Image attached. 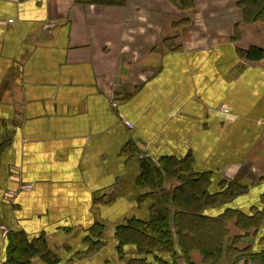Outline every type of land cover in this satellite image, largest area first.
Listing matches in <instances>:
<instances>
[{
    "label": "crops",
    "instance_id": "crops-1",
    "mask_svg": "<svg viewBox=\"0 0 264 264\" xmlns=\"http://www.w3.org/2000/svg\"><path fill=\"white\" fill-rule=\"evenodd\" d=\"M213 1L0 0V264L13 235L45 241L51 256L31 264L138 258L132 245L118 249L115 230L150 219L143 161L167 193L178 186L165 158L209 174V194L246 186L204 215L261 212L250 237L253 253L264 249V59L240 55L264 50V29L242 27L234 40L241 14ZM227 229L234 235L233 221Z\"/></svg>",
    "mask_w": 264,
    "mask_h": 264
},
{
    "label": "trees",
    "instance_id": "trees-1",
    "mask_svg": "<svg viewBox=\"0 0 264 264\" xmlns=\"http://www.w3.org/2000/svg\"><path fill=\"white\" fill-rule=\"evenodd\" d=\"M172 2L181 9L194 7L192 0ZM103 4L121 5L119 2ZM236 6L241 12L243 23H264V0H239ZM240 55L249 61H260L264 59V50L250 47L240 50ZM160 167L166 177L174 180L178 186L170 195L162 189V182L156 179L160 176L159 171L148 162H142L139 181L153 188L150 193L152 197L150 219L147 222L131 220L115 230L118 249L132 245L139 255L127 264H179V258L186 264H193L190 257L192 252L199 253L202 264H220L225 256L236 252L234 244L248 238L251 232L256 235L260 230L263 217L261 212L256 210L249 216L231 209L225 210L217 218L204 215L205 209L229 202L243 193L247 189L246 186L226 182L222 186V192L209 194L210 175L194 173L188 158L183 161L165 158L161 161ZM259 182L264 184V175ZM261 203L264 206V192ZM229 221H234V227L241 232L244 231V234L236 235L230 240V245L226 246ZM93 228L92 235L97 234L98 229L101 230L98 225ZM101 236V232L97 234V240L92 243L93 248L98 249L102 244ZM11 238L7 247L6 264H31V259L36 256L47 259L51 256L42 239L28 242L22 236L13 235ZM261 240L264 241V237ZM242 251V254L245 252L248 254L236 260L242 258L264 260V249L259 253H253L251 247H244ZM155 253L169 256L170 261L154 256ZM149 256L154 257V262L147 261Z\"/></svg>",
    "mask_w": 264,
    "mask_h": 264
},
{
    "label": "rangeland",
    "instance_id": "rangeland-1",
    "mask_svg": "<svg viewBox=\"0 0 264 264\" xmlns=\"http://www.w3.org/2000/svg\"><path fill=\"white\" fill-rule=\"evenodd\" d=\"M193 1V3H194V0H192ZM203 1H205V2H210V3H212V2H214L213 0H203ZM215 1H221V0H215ZM228 1V0H227ZM229 1H231V4L239 11V13L241 14V12H240V10L237 8V6H236V2H238L239 0H229ZM171 2H172V0H171ZM225 2V1H224ZM194 7H195V3H194ZM193 7V8H194ZM192 8V9H193ZM179 9H181L180 7H179ZM181 10H184V9H181ZM186 10H190V9H186ZM241 24H243V26L242 25H236L235 26V28H234V36H233V39L234 40H236V41H241L242 40V38H243V30H242V27H245V26H250V25H257V26H262V28L264 29V23L263 22H256V23H249V24H245V23H243V21H242V15H241ZM257 28V27H256ZM250 48V47H249ZM248 48V49H249ZM229 222H232V221H229ZM229 222L227 223V225H229ZM233 223H234V221H233ZM228 230V236H227V238H226V246H228V245H230V240H232L233 239V237H235L237 234H240V233H242V234H244V231L243 232H241L240 230H238V229H236L235 228V231H233V234L234 235H232V234H230V232H229V229H227ZM254 241H253V239L249 236L248 238H244V239H241L240 241H238V243H236V244H234V246H235V248L237 249L236 250V252L235 253H232V254H229L228 256H225L224 258H223V260H222V262L220 263V264H238L240 261V263H243L244 261H246L248 258H242L241 260H236L238 257H241V256H245V254H248V252H245V254H242V250H243V248L244 247H246L247 245H251V249H252V243H253ZM231 244H233V243H231ZM258 244L259 245H261V246H264V241L263 240H260L259 239V241H258ZM193 253H196V255L195 256H197V259H195V261H197V260H199V261H202L201 259H200V257L201 256H199L198 254V252H192L191 253V255L193 254ZM190 255V256H191ZM195 256H194V258H195ZM250 259V258H249ZM258 261H261L262 262V264L264 263V260H261V259H256V264H258ZM234 262H236V263H234ZM184 262L183 261H180L179 262V264H183ZM245 263V262H244ZM198 264H202V263H198Z\"/></svg>",
    "mask_w": 264,
    "mask_h": 264
},
{
    "label": "water",
    "instance_id": "water-1",
    "mask_svg": "<svg viewBox=\"0 0 264 264\" xmlns=\"http://www.w3.org/2000/svg\"><path fill=\"white\" fill-rule=\"evenodd\" d=\"M258 264H262V262H259V261H258ZM263 264H264V263H263Z\"/></svg>",
    "mask_w": 264,
    "mask_h": 264
},
{
    "label": "built area",
    "instance_id": "built-area-1",
    "mask_svg": "<svg viewBox=\"0 0 264 264\" xmlns=\"http://www.w3.org/2000/svg\"><path fill=\"white\" fill-rule=\"evenodd\" d=\"M113 107H116V104H113Z\"/></svg>",
    "mask_w": 264,
    "mask_h": 264
}]
</instances>
